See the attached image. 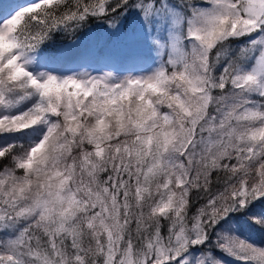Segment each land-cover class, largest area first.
Listing matches in <instances>:
<instances>
[{
    "label": "snow or ice",
    "instance_id": "obj_1",
    "mask_svg": "<svg viewBox=\"0 0 264 264\" xmlns=\"http://www.w3.org/2000/svg\"><path fill=\"white\" fill-rule=\"evenodd\" d=\"M0 264H264V0H0Z\"/></svg>",
    "mask_w": 264,
    "mask_h": 264
}]
</instances>
